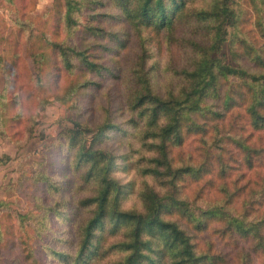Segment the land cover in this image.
<instances>
[{"label": "trees", "instance_id": "trees-1", "mask_svg": "<svg viewBox=\"0 0 264 264\" xmlns=\"http://www.w3.org/2000/svg\"><path fill=\"white\" fill-rule=\"evenodd\" d=\"M23 1L10 105L32 87L71 114L30 178L67 195L53 207L74 238L46 247L50 212L0 199V264H264V0ZM23 121L29 138L33 113L1 114L0 136Z\"/></svg>", "mask_w": 264, "mask_h": 264}, {"label": "rangeland", "instance_id": "rangeland-1", "mask_svg": "<svg viewBox=\"0 0 264 264\" xmlns=\"http://www.w3.org/2000/svg\"><path fill=\"white\" fill-rule=\"evenodd\" d=\"M52 1L37 0L32 14H42L50 8ZM23 5V0H0V115L8 116L15 112V110H29L33 113L34 126L32 135L29 138L24 132V121L22 122V127H20V134L15 138L16 140L14 139V142L3 139L0 136V156L4 154L10 156L7 163L0 166V199L11 202V208L21 212L29 210H32V213L50 212L51 214L48 213L45 223L53 231L56 239L60 240L45 246L58 250L65 247L73 249V245H68V241L74 238L71 228L62 219L58 218L64 214V211L53 207L55 201L62 200L67 195H62V193L54 194L53 192L48 194L40 188L37 190L30 178L31 171L36 167L37 163L45 159L44 157L48 150L46 147L55 142L56 133L59 128V119L71 116V114L70 112H66L65 108L58 101H52L43 106L39 100L42 92L32 87L30 89L26 88V91H32V96L27 100H22L23 103L20 102L23 105L20 109L17 107L15 110H12L13 108L11 109L10 105L13 97L10 89L12 79L11 65L17 54L16 40L19 30L18 25L15 26L12 20L22 18L21 14L24 13ZM164 58L165 55L161 54L158 59L161 62V67L165 66ZM27 65H29L28 62ZM167 79H170V73L162 72L157 77V83L162 86L166 83ZM105 91L106 89H102L92 104L86 103L87 100L82 98L80 101V108L84 112L82 113V118L89 117L93 122L98 120L100 115L99 106L105 99ZM13 129L8 130L11 135L16 131ZM111 145L118 152L126 150V146L123 143L119 145L113 142ZM48 156L51 160H56L54 172L56 175H59L61 173V166L58 164V161L61 156H56L52 152ZM34 196L38 198L39 209L32 208ZM237 261V258L232 253L230 264H235ZM44 264L58 263L51 262L48 258Z\"/></svg>", "mask_w": 264, "mask_h": 264}]
</instances>
